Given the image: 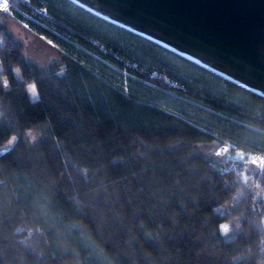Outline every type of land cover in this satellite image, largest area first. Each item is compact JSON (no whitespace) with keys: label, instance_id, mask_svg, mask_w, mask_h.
I'll list each match as a JSON object with an SVG mask.
<instances>
[{"label":"trees","instance_id":"1","mask_svg":"<svg viewBox=\"0 0 264 264\" xmlns=\"http://www.w3.org/2000/svg\"><path fill=\"white\" fill-rule=\"evenodd\" d=\"M16 4L20 13L0 11V71L11 84L0 88V149L17 137L0 151V189H14L25 207L44 187L67 213L76 195L103 202L116 214L102 232L119 264L264 258V206L238 181L250 166L264 179V97L71 0ZM9 19L49 42L58 59L44 66L28 60ZM33 80L35 99L26 90ZM35 127L32 143L26 130ZM210 144L226 148L229 164L201 153ZM238 191L230 209L217 211ZM18 213L0 212V244ZM85 216L96 220L91 209ZM233 217L240 229L225 239L217 225Z\"/></svg>","mask_w":264,"mask_h":264},{"label":"water","instance_id":"2","mask_svg":"<svg viewBox=\"0 0 264 264\" xmlns=\"http://www.w3.org/2000/svg\"><path fill=\"white\" fill-rule=\"evenodd\" d=\"M264 97V0H71Z\"/></svg>","mask_w":264,"mask_h":264},{"label":"clouds","instance_id":"3","mask_svg":"<svg viewBox=\"0 0 264 264\" xmlns=\"http://www.w3.org/2000/svg\"><path fill=\"white\" fill-rule=\"evenodd\" d=\"M13 72L17 77L22 75L20 67H15ZM10 86L7 75L0 71V88L6 90ZM26 90L31 97L39 95L34 80L26 82ZM26 135L33 141L36 139L31 128L26 130ZM16 139L13 133L4 143L11 145ZM0 183L4 180L0 179ZM236 195L238 192L233 193V199ZM17 196L14 189L10 192L0 189V212L19 207L16 221L4 231L6 242L0 244V259L4 264H119L118 252L109 246L102 232L104 225L114 222L116 214L103 202H92L76 195L73 197V211L67 213L56 205L54 197L44 187L31 195L25 207L15 203ZM231 203L232 200L226 201V204ZM88 209L96 213L95 222L90 223L86 218L85 211ZM32 217L36 219L33 221ZM233 221L239 226V217L217 225L221 235L232 231ZM258 222L264 225V216ZM145 231L156 240L161 238L158 229ZM133 239L135 237L129 239V247H132ZM261 243H264V238ZM261 251L264 252V249ZM256 264H264V258H258Z\"/></svg>","mask_w":264,"mask_h":264},{"label":"rangeland","instance_id":"4","mask_svg":"<svg viewBox=\"0 0 264 264\" xmlns=\"http://www.w3.org/2000/svg\"><path fill=\"white\" fill-rule=\"evenodd\" d=\"M8 23L9 31L12 33L13 37L23 44L24 55L28 60L35 62L39 66H44L57 60L58 52L49 42L30 32L25 25L17 20L9 19ZM36 97L30 96L31 99H35ZM32 129L35 131L36 139L33 141L30 137L28 138L32 143H36L39 140V129L37 127ZM14 143L11 145L6 143L3 144L0 151H8L12 148ZM199 149L201 153L211 158L216 164L227 165L229 164L228 162H230L229 152L226 148L220 147L217 144L204 145L199 147ZM258 167L259 166H250L249 169L244 170L243 173L239 175L238 181L240 182L239 186L243 187L246 193L250 192L249 194H251L252 200L255 204L258 203L259 205L264 206V179L262 177L263 174H260V172L258 173ZM242 194L243 191H238V195L232 199L230 205L226 204L223 207L218 208L217 211L221 213L226 212L234 205ZM239 229L240 225L237 226V222L233 221L232 231L227 235H223L224 238H230L232 233L237 232Z\"/></svg>","mask_w":264,"mask_h":264},{"label":"built area","instance_id":"5","mask_svg":"<svg viewBox=\"0 0 264 264\" xmlns=\"http://www.w3.org/2000/svg\"><path fill=\"white\" fill-rule=\"evenodd\" d=\"M16 1L17 0H9V6L11 8V11H8L5 9L2 12L9 13V14H15L16 12L20 13L21 11H20L19 7L17 6ZM0 8H3V0H0ZM235 158L243 161V158L239 155H236ZM250 161H253V159L251 158Z\"/></svg>","mask_w":264,"mask_h":264},{"label":"snow or ice","instance_id":"6","mask_svg":"<svg viewBox=\"0 0 264 264\" xmlns=\"http://www.w3.org/2000/svg\"><path fill=\"white\" fill-rule=\"evenodd\" d=\"M5 9L11 11V8L9 6V0H3V8H0V11H3Z\"/></svg>","mask_w":264,"mask_h":264},{"label":"crops","instance_id":"7","mask_svg":"<svg viewBox=\"0 0 264 264\" xmlns=\"http://www.w3.org/2000/svg\"><path fill=\"white\" fill-rule=\"evenodd\" d=\"M58 59V58H57Z\"/></svg>","mask_w":264,"mask_h":264}]
</instances>
